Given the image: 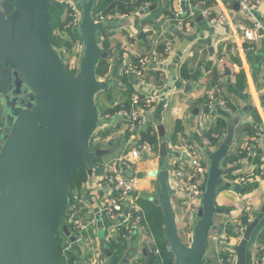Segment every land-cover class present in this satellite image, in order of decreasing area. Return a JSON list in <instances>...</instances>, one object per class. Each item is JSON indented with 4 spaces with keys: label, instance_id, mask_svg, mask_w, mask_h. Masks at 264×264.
<instances>
[{
    "label": "crops",
    "instance_id": "1",
    "mask_svg": "<svg viewBox=\"0 0 264 264\" xmlns=\"http://www.w3.org/2000/svg\"><path fill=\"white\" fill-rule=\"evenodd\" d=\"M186 3V31L179 30L172 18L162 13V9L169 6L168 1H163L160 5L144 4L129 13L118 12L116 17L104 20V28L98 34L100 45L109 53V70L98 79L107 81L109 87L98 92L95 97V104L99 100L96 107L100 124L93 135L92 149H103L106 153L93 165L88 180L76 191L71 202L79 208V218L86 227L87 237L106 259L105 251L107 248L112 250V242L120 245L118 250L126 254L123 259H127V264H143L150 255L143 232L138 229L122 239L116 220L106 213L105 208L114 199V191L104 177L108 171L107 164L117 159L126 173L132 169L133 172L143 174L138 177L136 196L147 195L152 200L157 199L159 181L152 172L160 170L162 165L160 147L165 138L160 134L161 126L165 130L168 152L176 155L170 159L169 165L179 157L185 160L188 158L184 151L178 149V145L184 143L196 145L204 160L209 162L210 152L218 148L227 134L230 117L240 118L234 141L222 162L223 180L215 202L224 212L214 216L215 228L210 232L207 264H217L227 246L235 247L238 244L235 237L225 242L218 235L226 223L241 220L246 212L245 202H252L255 216L264 207V35L251 41L244 38L239 25L250 26L251 21L236 6L235 0H186ZM171 7L175 12L181 8V4L174 0ZM203 9L209 10L212 15L223 12L227 16L226 21L220 24L210 22L202 14ZM255 15L264 24V0ZM67 17L68 13L64 9L61 21ZM162 31L171 40L172 49L166 58L149 66L145 82L136 75L128 78L122 76L123 66L150 50L157 33ZM141 32L146 33L144 38L140 37ZM66 41L71 42V39L68 37ZM104 41L107 49L103 45ZM222 56L224 62L220 66L218 60ZM215 70L219 71V77L213 84ZM182 71L189 76L182 74ZM124 78L132 84L124 83ZM214 87L219 88L218 97L226 98L234 104L235 110H226L217 99L213 110L204 107L207 91ZM136 93L142 99L151 101L150 107L144 109V126L145 129L152 127L155 131L157 149L154 150L148 144L156 154L142 148L143 143L147 142L142 143L141 133L139 139L130 137L131 132L125 119L114 113L111 115L115 116L106 121L105 115L110 113H103L107 108L127 109ZM221 116L227 118V125L218 128L217 122ZM11 123L8 116L4 117L3 124L0 123V146L2 133ZM178 123L181 131L174 141ZM210 130L214 131L215 137H219L216 146L206 144V133ZM135 150L140 152V158L133 157L132 152ZM230 157L237 159L230 161ZM101 166L103 171L99 173ZM246 176L252 182L244 185L241 177ZM172 202L179 233L185 234L189 226L191 232L196 220L187 217L178 199L174 198ZM153 244H158L156 239ZM73 249L79 256L80 264L83 263L87 258L84 245L73 244ZM248 254L251 262L264 264V228L257 232L249 244Z\"/></svg>",
    "mask_w": 264,
    "mask_h": 264
},
{
    "label": "water",
    "instance_id": "2",
    "mask_svg": "<svg viewBox=\"0 0 264 264\" xmlns=\"http://www.w3.org/2000/svg\"><path fill=\"white\" fill-rule=\"evenodd\" d=\"M97 1L77 2L84 45L79 67L70 73L51 40L49 10L54 2L0 0V123L5 116L12 120L0 146V264H64L56 230L69 208V185L83 162L92 173L93 160L106 153L90 147L100 124L95 96L109 87L95 73L99 61L109 54L99 42L104 24L94 17ZM180 4L185 14L186 0ZM145 34L141 32L140 37ZM239 122V117H230L225 138L209 154L200 208L188 242L178 231L172 202L169 163L175 154L168 152L165 130L159 127L165 139L160 147L161 168L152 172L159 181L154 202L164 217L168 255L174 264H207L214 216L224 212L215 202L223 180L222 162ZM127 174L143 176L132 170ZM263 218L264 207L244 228L235 246L236 264H247L251 238ZM62 230L76 241L67 225ZM105 256L108 264H127L109 248Z\"/></svg>",
    "mask_w": 264,
    "mask_h": 264
},
{
    "label": "built area",
    "instance_id": "3",
    "mask_svg": "<svg viewBox=\"0 0 264 264\" xmlns=\"http://www.w3.org/2000/svg\"><path fill=\"white\" fill-rule=\"evenodd\" d=\"M181 3L182 0H175ZM189 1V0H187ZM239 3V8L251 21L250 26L239 25L242 30L243 36L245 39L251 41L259 39L264 35L261 33V30L264 31V24L260 19L255 15L257 8L261 4L262 0H235ZM55 2L63 5L65 11L68 13V20L65 22L63 30L68 34V37L71 39L72 47L73 45L80 50L82 55L83 51V41L79 33V24L81 18V12L79 10L78 4L75 0H55ZM202 14L212 23L220 24L226 21V14L223 12L212 15L207 9L202 10ZM180 8L178 11H175L174 24L181 31L188 30L185 18ZM117 14H110L104 16L99 14L98 18H95L96 21L104 22L112 17H116ZM74 33V37L69 34L68 30ZM71 47V48H72ZM68 50H72V49ZM172 49V42L169 38L165 37L164 32L157 33V36L153 42V46L145 54L141 55L137 59L128 62L125 64L121 70V75L124 77H131L132 75L138 76L142 82H145L146 71L152 63H157L158 61L167 57ZM59 52V51H58ZM60 54V53H59ZM61 56V55H60ZM62 57V56H61ZM67 68L70 70L78 69L80 65V60L77 65L72 66L67 63L64 59ZM224 62V57H220L218 64L221 66ZM71 68H70V67ZM219 88L214 87L207 91L206 103L204 107L208 110H213L215 106V100L217 99L218 103L222 105L226 110L229 109L226 107V101L223 97H218ZM150 100L142 99V97L136 93L132 96L131 107L129 109H120L116 112V116L125 119L128 123L132 139H139L140 133L145 129V115L144 109L150 107ZM115 115L107 114L105 115L106 121L112 119ZM206 144H208V139L206 138ZM142 148L149 149L153 154H156L150 148L148 143H143ZM180 151H184L188 158L176 159L172 165H169V171L172 175L170 179V184L173 189L172 201L174 198L178 199L179 203L185 208L186 215L189 218L197 220V214L200 208L201 197L203 193V187L206 182V176L208 171V162L202 157L201 151L198 147L191 143H184L178 145ZM133 157L141 156L140 152L135 150L132 152ZM176 157V155H174ZM173 157L172 159H174ZM264 159V155L262 156ZM128 169H130L128 167ZM107 182L110 183L114 191V199L106 208V213L113 219L116 220L117 228L119 229L120 234L123 233L124 237H128L136 232L138 229L143 232L145 237V242L149 246L150 253L160 255L161 249L159 246L154 245L155 241L154 235L151 232V229L148 224V220L143 208L139 205L138 196H136V188L138 177L134 175H128L119 160H113L107 164ZM132 170V169H130ZM241 181L244 185L251 183L252 179L249 177H241ZM68 211H71V221L75 225V232L72 233L76 237V241H69L67 238L63 242V254L66 255L67 251L72 250L73 244L80 243L84 245L87 250V258L83 264H108V260L96 250L92 241L86 235V227L81 223L79 218V208L75 203L69 204ZM67 211V212H68ZM245 211H254L252 202H245ZM246 227L241 220L233 221V223H226L223 231L219 233V239L228 242L232 237L238 239V242L241 240L243 235V230ZM231 229V234H228V230ZM187 236L192 234L190 232V226L184 231ZM69 264V263H68ZM138 264V263H136ZM142 264V263H141ZM217 264H236V251L235 247L227 246L224 253L217 260ZM250 264H256L251 262Z\"/></svg>",
    "mask_w": 264,
    "mask_h": 264
},
{
    "label": "trees",
    "instance_id": "4",
    "mask_svg": "<svg viewBox=\"0 0 264 264\" xmlns=\"http://www.w3.org/2000/svg\"><path fill=\"white\" fill-rule=\"evenodd\" d=\"M52 1L54 2V5L49 10L50 17H51V40H52V44L56 48H57V46H61L62 44H64L67 46L68 49H70L72 47V43H69L68 41H63V40L58 41V39L54 35V30L56 29V27H60L62 29L64 28L65 22L68 20V17L65 21L62 22L61 21V15L63 14L65 8L63 5H60L59 3L55 2L54 0H52ZM163 1H168L169 6L167 8L162 9L163 10L162 13L173 19L175 12L172 9L171 5H172L174 0H98L97 4L95 6V9H94V17L98 18L100 13L103 14L104 16L110 15V14H117L118 12L122 13V14L129 13L130 11H133L137 7H140L144 4H158V5H160ZM192 1L194 2L197 0H192ZM198 1H202V0H198ZM68 32L73 38L74 33L71 32L70 30H68ZM103 45L107 49V43L105 41L103 42ZM108 60L109 59L107 56L105 58H102L99 61L98 65L96 67V72H95L97 78H102L108 72V70H109ZM68 71L70 73H76L77 69L76 70L68 69ZM182 74H184L185 76H189L188 74H186L183 71H182ZM197 75H198V72L195 73V76H197ZM218 77H219V71L215 70L213 73V79H214L213 84L216 83L215 81L218 79ZM239 77L241 78V75ZM123 82L128 84V85L132 84V82L129 81L127 78H124ZM224 100L226 101V107L229 110H235L234 104H232L226 98H224ZM206 101H207L206 98H204L203 104H205ZM127 106H128V104H127ZM130 107H131V104L127 107V109H129ZM120 108L121 107L107 108L103 111V113L108 112L110 114H114L117 111H119ZM226 125H227V118L225 116L219 117L218 122H217V127L223 128ZM180 131H181V125L178 123L176 130H175V133H174V137H173L174 141H176L177 134ZM214 134H215L214 131H211V130L206 133V135H207L206 138L208 139V142H209L207 144V146L211 147V146H216L218 144L219 137L218 136L215 137ZM93 138L90 141V147L91 148L94 146ZM141 141H142V143L147 142V143L151 144L153 146L154 150L157 149L158 140L156 138L155 131L152 129V127H148L147 129H145L141 132ZM236 159L237 158H233V157L228 158V160H230V161H233ZM98 161H99V157L95 158L93 160L92 167ZM101 171H103L102 166H101V168H99L98 172L101 173ZM89 174L90 173H89V170H88L85 162H83L76 169L74 177H73V179L69 185L70 204L73 203V202H71V200L74 199V194L76 193V191L80 190L82 185L88 180ZM138 202H139V205L145 211L151 232L153 233V235H154V237L158 243L157 245L161 249L160 255L150 253V255L148 257H146L145 262L143 264H174V261L168 255V244H167V241H166L165 235H164V217H163V214H162L160 207L157 204H155L154 200H152L147 195L138 197ZM254 217H255L254 211H252V212L246 211L244 213V215L242 216L241 221L243 224L247 225ZM70 219H71V211H68L67 214L65 215V217L62 220H60L59 227L56 230L57 236H58L59 241H60V247H61L60 259L64 264H68V263L69 264H80L79 256L75 253L73 248H72V250L67 251L66 255L63 254L64 253L63 252V242L67 238H65L64 232L62 230V226L67 225L72 233L75 232V230H76L74 223ZM262 228H264V218L261 220L257 229L255 230V232L251 238L250 243L253 241L257 232ZM227 232L229 235L232 233L231 229H229ZM121 238L122 239L126 238L123 236V233H121ZM68 240L70 241V238H68ZM110 247L114 251L115 257L119 261H121L126 256L125 253H123L121 251L119 252L120 249L118 250V248L120 247V245L118 243L112 242V243H110ZM249 258H250V256L248 254L247 264L251 263Z\"/></svg>",
    "mask_w": 264,
    "mask_h": 264
},
{
    "label": "rangeland",
    "instance_id": "5",
    "mask_svg": "<svg viewBox=\"0 0 264 264\" xmlns=\"http://www.w3.org/2000/svg\"><path fill=\"white\" fill-rule=\"evenodd\" d=\"M54 34L59 39H62V40H65V41L68 40V34L63 29H56L55 32H54ZM69 43H71V42H69ZM56 49L59 51V53L62 56V58L64 57V59L67 61V63L68 64L70 63L69 65H72V66L77 65V63L79 62V60L81 58V54H80L79 48L75 47L74 45L71 48L72 50H68V48H67L66 45L57 46ZM96 101H97V98H96ZM97 104H99V100L97 101L96 106H97ZM0 133H1V131H0ZM150 175H151V172H150ZM181 234H183V233H181ZM182 237L184 238V240L186 242H188V238H187L188 236H187L186 233L183 234Z\"/></svg>",
    "mask_w": 264,
    "mask_h": 264
}]
</instances>
